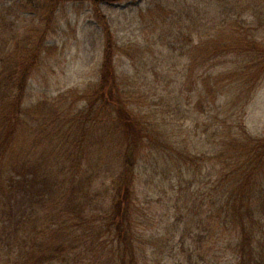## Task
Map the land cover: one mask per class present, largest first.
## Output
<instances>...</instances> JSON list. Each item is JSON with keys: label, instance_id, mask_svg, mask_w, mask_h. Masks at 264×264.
I'll list each match as a JSON object with an SVG mask.
<instances>
[{"label": "trees", "instance_id": "trees-1", "mask_svg": "<svg viewBox=\"0 0 264 264\" xmlns=\"http://www.w3.org/2000/svg\"><path fill=\"white\" fill-rule=\"evenodd\" d=\"M219 1L227 5H219L216 25L211 0L154 2L141 21L158 34L157 52L156 42L121 44L93 0L103 58L98 80L77 93L81 106L65 94L25 105L59 0H15L0 10V264H150L138 169L151 161V185L164 160L175 161L168 170L176 216L170 251L188 238L211 241L224 232L234 235L228 247L236 264H264V136L252 135L244 122L264 78V38L232 11L242 0ZM121 54L140 58L143 67L151 56L164 65L145 70L150 74L139 84L118 71ZM225 59L232 66L217 70ZM183 61L181 83L174 76ZM189 98L195 111L185 104ZM196 112L206 114L205 143L212 145L204 152L184 145L177 131V121ZM204 160L208 172L197 179ZM207 205L208 222L201 217ZM181 224L190 228L177 237Z\"/></svg>", "mask_w": 264, "mask_h": 264}, {"label": "rangeland", "instance_id": "rangeland-1", "mask_svg": "<svg viewBox=\"0 0 264 264\" xmlns=\"http://www.w3.org/2000/svg\"><path fill=\"white\" fill-rule=\"evenodd\" d=\"M14 1L0 0V10L11 6ZM157 1L165 0H115L99 3L103 11L106 12L115 36L121 44H128L129 48V43L156 42L157 44H155L154 48H157L158 52L159 45L161 44L160 41L157 42L158 34H152L150 26H148L150 29L147 27L144 30V24L141 21V14L147 12L152 4ZM229 1L236 3L239 0ZM219 2L218 0H211L210 4L209 18L211 19V23H215V25L220 20L219 16H221V19L223 17L222 12L219 11V5H227L225 1ZM244 2L245 0H242V6H238L232 11L236 15H241L239 19H241L244 26H251L252 24V28L259 30H257L258 35L264 38V0H249L251 2V6L249 7H246ZM93 5V0H59L56 10L55 31L48 36V48L43 55V60L37 68H34L28 81L25 98L26 106H32L42 100H53L60 94L67 95L69 101H76L78 99L77 93L80 90L98 80L103 58L104 42L103 29L95 17ZM22 13L23 16H27L28 18H31L29 15H33L30 12ZM15 16L11 15L9 19L12 21ZM245 18H247L248 22L243 21ZM211 32L213 33L214 31L212 30ZM132 47L134 49V46ZM150 61H152L150 64L143 67L144 61L142 62L140 58L130 59L129 55L121 54L117 58V68L120 73L131 75L132 80L134 78L139 84H142L145 83L146 76H148L145 74H150V72L145 70L152 67L160 69L164 65L162 61L158 62L155 60L154 56H151ZM178 61L181 63L182 58L181 60L178 59ZM229 61H226V59L222 61L218 65L217 70L223 71L229 69L232 66V63ZM183 65L184 61L181 65H177V68L175 67L176 74L174 78H177L178 82L180 80L181 83L186 80L181 79ZM142 76L143 78H140ZM150 79H153V77L151 76ZM187 93V90H185L184 94L186 95ZM188 100L190 101H186L185 104L187 103V106L195 111L191 98ZM76 102L78 106L83 104V102ZM158 109L162 111V108ZM244 110V122L247 130L254 136H264V78L252 93ZM197 115L199 121L197 120ZM205 118L206 114L196 112L191 116L188 115L187 118L182 117L177 121V124L181 128V130L179 128L177 130L181 133L179 139L185 142L183 143L184 145L189 144L192 151L204 152L210 149L212 145L205 143V136H207L203 125ZM205 163V160L202 161V171L194 173L197 179L204 178L208 172L209 165ZM159 164L161 165L159 168L161 173L160 178H156V181L152 182L151 185L147 184L150 179L153 180L151 161L142 162L138 169L140 181L137 191L139 203L143 208L142 227H140V230L145 238L152 240V245L149 244L147 251L149 263L236 264L235 251L228 247V242L233 240L234 235L224 234L223 230H226L227 227L222 225L220 226V232L222 231L223 233L215 234L217 236L214 238V235L211 241L203 240L200 242L197 241V238L194 242L188 238L184 240L183 246L170 251L168 241L171 240L175 233L172 228L176 230V225L173 223L176 222L174 221L176 216L173 212L174 209H172L174 203L171 184L173 183L169 178L170 174L168 170L175 169V161L168 163V161L164 160V162L160 161ZM200 186L203 187L202 185ZM156 188L158 190L162 188L163 193L161 195L155 193ZM198 188L200 187L196 185L195 189ZM209 207L208 205L207 207L205 206L201 214V217L206 219L207 222L208 218L206 216L209 212ZM187 216L188 214L184 217L185 221L188 222L190 227L195 228L196 225ZM212 216L218 222L220 221V217ZM215 219L212 221L214 222ZM189 221L193 225H190ZM212 224L216 228H219L215 222ZM206 225L208 226L209 223H206ZM181 226L182 229L180 227L177 237L190 228L184 224H181ZM177 239L181 241L180 238Z\"/></svg>", "mask_w": 264, "mask_h": 264}, {"label": "water", "instance_id": "water-1", "mask_svg": "<svg viewBox=\"0 0 264 264\" xmlns=\"http://www.w3.org/2000/svg\"><path fill=\"white\" fill-rule=\"evenodd\" d=\"M98 1L103 2V1H115V0H98Z\"/></svg>", "mask_w": 264, "mask_h": 264}]
</instances>
